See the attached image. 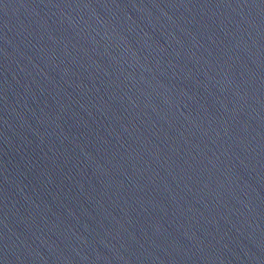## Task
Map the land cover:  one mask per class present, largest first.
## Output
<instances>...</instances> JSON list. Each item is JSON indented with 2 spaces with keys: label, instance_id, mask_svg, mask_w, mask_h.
Wrapping results in <instances>:
<instances>
[{
  "label": "water",
  "instance_id": "obj_1",
  "mask_svg": "<svg viewBox=\"0 0 264 264\" xmlns=\"http://www.w3.org/2000/svg\"><path fill=\"white\" fill-rule=\"evenodd\" d=\"M0 264H264V0H0Z\"/></svg>",
  "mask_w": 264,
  "mask_h": 264
}]
</instances>
